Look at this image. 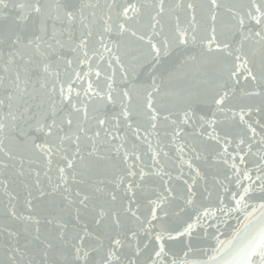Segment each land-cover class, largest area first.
I'll return each instance as SVG.
<instances>
[{
	"label": "snow or ice",
	"instance_id": "obj_1",
	"mask_svg": "<svg viewBox=\"0 0 264 264\" xmlns=\"http://www.w3.org/2000/svg\"><path fill=\"white\" fill-rule=\"evenodd\" d=\"M94 5L85 3L83 0H55L54 5L49 0H0V60L3 61V71L13 72L14 76L8 79L5 85V76H0V86L5 87L7 95L0 100V105H5L8 111L0 119V134L15 132L17 135L11 139L19 148L20 152L38 151L42 153L47 164V171L52 170L53 157L57 153H64L62 156L65 162L64 167L57 165L58 182L51 185V190L47 191L41 187L39 179L40 172L35 171V191L38 195H33L31 186L28 188L27 197L24 199L25 209L28 214L20 213L11 200L17 199L9 193L10 203L5 215L12 221L18 222L16 230H10L5 226L6 233L5 247L11 255H8L3 264H137L139 257L148 248L140 247V232L148 233L152 230V221L159 219L157 210L164 202L169 201V196L163 193L157 196L156 200H149L150 219L141 220L138 215L139 204L137 203V190L141 188V183L145 177L150 175L143 168L139 172L134 171L135 165H128L123 170L124 174L113 172L114 165H110L111 157L107 149H102L101 145L110 143L111 140L119 138L118 132L109 131V125L119 129L121 119L131 127L133 112L131 109L133 102V91L136 86H128V72L122 73L125 86L117 92L113 87L115 81L112 77H107V91L94 90L93 82L88 80L87 88L83 90V95L89 101L95 99L97 103L93 107V114L89 113V104L80 102L81 91L75 89L73 85L82 79L80 72L73 67L74 64H88L90 75L92 67L89 58V47L93 36L92 22L85 16V9ZM111 7V6H110ZM206 21H211L210 34L206 37H198L196 24V7L189 3L187 8L192 10L191 21L188 29H180L177 25V46L189 44L195 45L199 39L204 44L207 53L223 54V63L228 81H232L233 87L230 89L228 81L218 84V90L212 97L213 105L218 112H224L230 96L229 92L235 90V86L240 85L239 77L243 73V80L255 85L253 90H245L244 95L248 97H260L264 101V0H249L247 4L240 7L245 11H233L236 6H227V10L232 13L231 19L234 21L218 35L216 23L218 20V10L225 7L220 0H207L206 4L200 6ZM159 10L152 17L155 22L151 25L155 33L156 25L160 23L157 19L164 12V0H160ZM129 11L138 14L140 9L134 4L122 7L119 13L125 20H131ZM96 13L92 12L91 16ZM112 16L108 15L101 25L103 33H110L113 25L110 23ZM88 21V22H86ZM79 23L82 27L80 35L77 37L73 26ZM59 26V27H58ZM120 34L130 32L133 37L137 32L126 26V23L116 25ZM258 29V30H256ZM222 35L223 39L219 36ZM255 40L260 45L259 63H254L256 55L255 49L245 51V42ZM138 39L145 40L144 35ZM235 42L236 46H233ZM99 43L106 52L112 49L104 43V36H99ZM149 53L152 60L159 63L162 56L170 54V41L165 38L160 44L154 43L151 37L147 39ZM118 47V45H114ZM103 59V57H101ZM115 61L119 64L120 57L115 56ZM111 66V65H109ZM123 69L124 65L120 64ZM63 76H68V80H62ZM95 76L99 78L101 72L95 70ZM160 88L152 82V91H146L145 108L151 122V128H157V121L160 112L154 107L153 92H159ZM115 93V94H114ZM119 105V111L109 115L108 108ZM257 112L264 111V108H256ZM252 108L247 110L250 114ZM197 109L189 105L183 111L179 123L172 120L176 125L173 129V138L179 137L183 133L181 125H190L198 119L212 129L215 133L216 125L219 121L215 118V113L206 112L205 115L197 117ZM244 109L233 116L239 115L247 128L256 134V129L244 121ZM211 115L213 118L206 119ZM163 119L168 121L170 115H164ZM94 121V124H90ZM259 123V121H256ZM191 126V125H190ZM264 127V125H262ZM102 131L106 137H102ZM140 129H135L139 138ZM212 133L208 134L209 139H219ZM200 135L205 133L201 131ZM42 139L38 143L37 140ZM227 136L225 137V147L223 153H228ZM245 143L244 139L239 140V145ZM68 144L71 148L65 147ZM115 151L119 153L124 148L123 141L119 145H113ZM183 149L181 148V151ZM251 151V145H248ZM0 152L4 153L6 159L0 160V176H5L10 167H15L12 162L18 160L20 169L18 174L24 176L22 170L24 158L22 155L14 154L11 150L5 151L3 140H0ZM71 155V159L69 158ZM135 155V154H133ZM160 153L153 151V161L159 164ZM167 155V153H164ZM129 153L124 152V162L127 163ZM135 159L140 160L139 155ZM233 161L235 157H232ZM264 160V155H261ZM240 163L243 164L245 157L239 156ZM32 161L30 160L29 163ZM228 163V160L224 161ZM191 168V161H186ZM231 167L239 174L237 164L233 162ZM264 171V165L260 166ZM68 170H71L69 173ZM199 175V169L196 170ZM109 174L113 176L108 179ZM154 175H166L162 168ZM245 178L250 181L248 187L243 189V194L236 201L239 204L254 189L252 187L256 181H260L259 189L264 194V175H257L253 179L246 170ZM79 177V179H78ZM139 177V182L135 179ZM131 178V179H130ZM51 180V177H48ZM8 179H0V185L5 190L8 187ZM114 185L109 188L108 185ZM73 185H85L84 188L73 187ZM187 185L189 198L186 203H193L196 195L193 192L194 182ZM227 190V189H226ZM171 194L173 190L167 188ZM122 192L123 195H118ZM49 198L47 206L38 207L34 200ZM235 195L233 199L235 200ZM264 198V196H262ZM264 207V205H261ZM207 216L209 213H203ZM90 215L92 227L85 222V218ZM166 215V213H165ZM134 220L138 223L139 231L133 228H126V221ZM148 227H144V224ZM192 224H188L182 232H177L176 236L171 231L161 227L155 234L154 239L158 241V250H153L155 257L159 258L165 254L164 236L167 234L169 240H175L185 234L191 236ZM23 239V244L21 240ZM191 246V245H189ZM27 257V259H25ZM264 264V237L258 246L252 247L245 256L246 264ZM150 259V264H158L156 259ZM171 264H188L187 261H177L175 258Z\"/></svg>",
	"mask_w": 264,
	"mask_h": 264
},
{
	"label": "water",
	"instance_id": "obj_2",
	"mask_svg": "<svg viewBox=\"0 0 264 264\" xmlns=\"http://www.w3.org/2000/svg\"><path fill=\"white\" fill-rule=\"evenodd\" d=\"M54 5L55 0H49ZM85 3L94 5L92 8L85 9V16L88 21L92 22L93 36L89 47V58L92 67L90 75L88 64H74L76 71L80 72L82 79L77 81L73 87L81 91L78 99L80 102L89 104V113L93 114V107L97 103L95 99L89 101L83 95V90L87 88L88 80L93 82L94 90L101 92L107 91V77H112L114 73L113 87L118 92L121 87L125 86L122 73L128 72V86L135 85L133 91L132 112L133 117L130 121L131 127L121 119L119 129L109 125V131L118 132L119 138L111 140L110 143L102 144V149L108 150L111 157L110 165L115 167L113 172L124 174L128 165H135L134 171L139 172L141 168L150 175L145 177L141 183V188L137 190V203L139 204L138 215L141 220L150 219L149 200H156L161 193L169 196V201L164 202L162 207L157 210L159 219L152 221V230L148 233L140 232V247L144 248L148 244V248L138 259L137 264H150V257L156 259L158 264H171L175 258L177 261H187L188 264H246L245 256L252 247L261 243L264 237V194L260 192V181H256L252 185L253 191L245 196L244 200L239 204L236 203L243 194V189L251 183L245 176V170L252 175L253 179L257 175H264L260 166L264 165L261 155H264V111L257 112L256 108H264V101L260 97H248L243 93L245 90H253L255 85L251 82L243 80V73L239 77L241 83L235 86L234 91L229 92L230 99L226 104L224 112H218L213 105L212 97L218 90V84L228 81L227 71L221 63L223 54H209L204 44L199 39L195 45L177 46L176 37L177 25L180 29H188L192 10L187 8V4L192 3L196 7V24L197 36L206 37L210 34L211 21H206L201 5L206 4L207 0H164V12L157 17L160 21L156 25L155 33H153L151 25L155 23L152 17L159 10L160 0H83ZM225 5L218 10V20L216 23L218 35L227 31L228 27L234 21L231 19L232 13L227 10V6H236L233 11H245L241 5L247 4L249 0H220ZM134 4L140 9L138 14L129 11L131 20H125L119 13L122 7ZM111 6V7H110ZM95 12L93 17L91 13ZM111 15L110 23L113 30L110 33H103L101 25L107 16ZM86 21V22H88ZM118 23H126V26L137 32V36L133 37L130 32L120 34L116 28ZM0 25V30H2ZM59 27V26H58ZM76 36L80 35L83 30L77 22L73 26ZM258 30V29H256ZM104 36V43L107 44L112 51L106 52L99 43V36ZM144 35L145 40L141 41L138 36ZM152 38L154 43L160 44L165 38L170 41V54L161 57L159 63L152 60L149 53L147 39ZM223 39V36H219ZM258 38L245 42V51L255 49L256 55L253 58L254 63L258 64L260 60V45L255 43ZM114 45H118L115 47ZM233 46L236 44L233 42ZM115 56L120 57V63L115 61ZM103 57V59H101ZM120 64L124 65L122 69ZM111 65V66H109ZM101 72V76H95V70ZM0 76H5V85L8 79L14 76L13 72L5 73L3 71V61L0 60ZM62 80H68V76L62 75ZM155 79V85L160 88L159 92H153L154 107L160 112L157 121V128H151V122L148 118V112L145 108L146 91H152V82ZM229 88L233 87L232 81H228ZM115 94V93H114ZM7 92L4 86H0V100L5 99ZM8 102L5 100V105ZM0 105V119H2L8 108ZM189 105L197 109V117L205 115L206 112L215 113V118L219 121L216 125L215 133L206 124L198 119L194 124L181 125L183 133L181 136L173 138V129L176 125L172 124V120L179 123L182 118L183 111L188 109ZM252 108L250 114L247 110ZM244 109V121L251 124L256 129V134L247 128L246 124L240 120L239 115L233 116V113H239ZM109 115L119 111V105L109 107ZM164 115H170V119L165 121ZM206 119L213 118L211 115L205 116ZM259 121V123H256ZM94 124V121H90ZM139 128V138L135 133V129ZM203 131L205 134L200 135ZM212 133L217 139H209L208 134ZM17 135L15 132L0 134V140H3L5 151L11 150L14 154L22 155L24 158L23 171L24 176L18 174L20 162L13 161L15 167H10L5 176L0 179L7 178L9 183L5 190L0 185V264H3L6 257L11 255L7 251L5 245L9 243L6 239V233L3 231L5 226L10 230H16L18 222L12 221L5 215L6 209L10 203L9 193L17 197L11 200L12 204L17 206L20 213L25 215L28 211L24 206V199L27 197L28 188L31 186L33 195H38L35 191V171L40 172L41 187L50 191L51 185L58 182L57 165L64 167L65 162L62 159L64 153H57L53 157L52 170L48 172V176L44 173L47 171L46 160L42 153L38 151H28L21 153L17 145L11 139ZM229 143L226 145L228 153H223L225 147V137ZM104 139L106 137L102 131ZM42 139L37 140L38 143ZM244 139L243 145L239 144V140ZM123 141L124 148L119 153L115 151L113 145H119ZM251 145V151L248 145ZM66 148H71L65 144ZM181 148L183 149L181 151ZM129 153L127 163L124 162V152ZM153 151L159 152L157 158L159 164L154 163L152 155ZM167 153V155H164ZM140 156V160L135 159V155ZM243 155L245 161L240 163L239 156ZM232 157H235L233 161ZM71 159V155L69 154ZM6 159L3 152H0V160ZM32 161L29 163V161ZM228 160V163L224 161ZM186 161H191L192 167L189 168ZM235 162L239 169L237 171L231 167ZM166 175H154L157 170L161 169ZM199 169V175L197 174ZM35 170V171H32ZM69 173L71 170H68ZM51 177V180L48 179ZM113 176L109 174L108 179ZM79 179V177H78ZM131 179V178H130ZM139 182V177L135 178ZM194 182L193 192L196 193L193 203H186L189 198L187 185ZM73 187L84 188L85 185H73ZM109 188L114 185L109 184ZM171 188L173 192L169 194L166 189ZM227 189V190H226ZM118 195H123L118 192ZM235 195V200L233 196ZM49 198L34 200V204L38 207L47 206ZM207 211L209 214L205 216L203 213ZM166 213V215H165ZM85 222L89 223L90 215L85 218ZM188 224H192L191 236L185 234L175 240H169L167 234L164 236L165 254L157 258L154 255V249L158 250V241L154 239L155 234L161 230V227L171 231L173 236L177 232H182ZM144 227H148L145 223ZM126 228H133L139 231L138 223L134 220L126 221ZM23 239L21 244H23ZM191 245V246H189ZM27 259V257H25ZM258 262V258H254Z\"/></svg>",
	"mask_w": 264,
	"mask_h": 264
}]
</instances>
